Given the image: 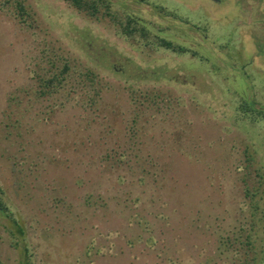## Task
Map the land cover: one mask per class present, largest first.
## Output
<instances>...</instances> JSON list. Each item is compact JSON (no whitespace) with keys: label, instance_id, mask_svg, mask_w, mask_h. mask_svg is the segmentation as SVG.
Returning a JSON list of instances; mask_svg holds the SVG:
<instances>
[{"label":"rangeland","instance_id":"obj_1","mask_svg":"<svg viewBox=\"0 0 264 264\" xmlns=\"http://www.w3.org/2000/svg\"><path fill=\"white\" fill-rule=\"evenodd\" d=\"M24 2L31 25L0 10V184L23 230L0 212V264H232L220 245L242 221L247 144L264 165V0H110L198 55L66 0ZM55 53L98 73L93 104L80 90L38 97ZM131 88L165 97L140 107L137 136Z\"/></svg>","mask_w":264,"mask_h":264},{"label":"trees","instance_id":"obj_2","mask_svg":"<svg viewBox=\"0 0 264 264\" xmlns=\"http://www.w3.org/2000/svg\"><path fill=\"white\" fill-rule=\"evenodd\" d=\"M71 6L95 18L108 17L114 24L119 33L127 38L140 36L145 42L144 44L155 47H164L171 49L177 53L190 52L193 55H198V52L180 43L174 42L166 37L158 34L152 35L151 30L147 25L141 22V19L131 13H126L121 16L112 11L110 0H66ZM166 13H171L165 6H159ZM12 9V13L21 22H26L31 25L34 16L24 0H0V10ZM63 55L55 53L48 58L49 67L43 66L45 72H38V90L39 98L52 97L54 94L68 90V93H75L77 90L87 91L90 96V102L93 104L95 99L93 96L100 95L103 89L102 82L98 73L88 67L83 70H73L72 66ZM63 65L59 64V61ZM131 100L134 101L136 107L147 105H159L160 100H164L160 93H150L146 90L131 88ZM141 97L144 99L141 100ZM145 102H148L145 104ZM164 102V101H163ZM239 110L245 116L251 118V122L257 120L259 114L263 110L256 109L253 102L244 99L239 105ZM257 114V115H256ZM142 117L141 109L135 114L132 119L133 123L129 126V131L132 136H137L142 132L141 127H138V120ZM17 122V119L15 120ZM13 122V125L14 123ZM127 154L125 151L120 153L121 159ZM135 157L138 156L136 153ZM244 162L238 165L239 170H243L241 180L244 182V197L246 199V209L242 208L238 217L242 219L232 235H228L221 242L220 252L226 251L231 255L232 264H263L264 263V165L258 160V150L253 144H247L244 149ZM129 161V158L127 159ZM154 165V164H153ZM143 168V167H142ZM146 167L143 168L146 171ZM248 178L251 179L249 182ZM144 181V179H142ZM4 189L0 184V212L5 213L12 221L14 227L23 232L18 220L10 212V208L3 199ZM262 229V230H261ZM26 264H30L29 261Z\"/></svg>","mask_w":264,"mask_h":264}]
</instances>
